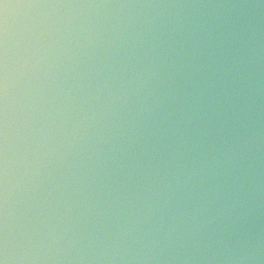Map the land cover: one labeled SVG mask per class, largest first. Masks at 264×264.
<instances>
[{
  "label": "clouds",
  "instance_id": "9594fccd",
  "mask_svg": "<svg viewBox=\"0 0 264 264\" xmlns=\"http://www.w3.org/2000/svg\"><path fill=\"white\" fill-rule=\"evenodd\" d=\"M0 264H264V0H0Z\"/></svg>",
  "mask_w": 264,
  "mask_h": 264
}]
</instances>
